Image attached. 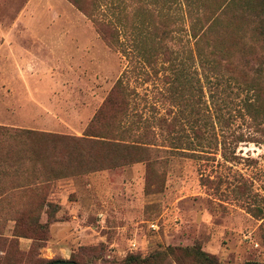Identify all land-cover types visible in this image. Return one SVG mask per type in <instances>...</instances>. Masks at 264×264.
Returning <instances> with one entry per match:
<instances>
[{
    "label": "rangeland",
    "instance_id": "374dc122",
    "mask_svg": "<svg viewBox=\"0 0 264 264\" xmlns=\"http://www.w3.org/2000/svg\"><path fill=\"white\" fill-rule=\"evenodd\" d=\"M100 3V17L120 27L118 49L68 0H0V124L71 138L111 131L122 118L135 133L150 132L142 141L151 144L131 156L93 136L71 146L69 157L44 137L0 135V264L54 258L123 264L130 254L195 243L223 264H264V135L239 112L246 92L234 80L227 86V71L221 85L227 92L212 102L207 76L216 77L196 54L188 6L173 11L170 41L156 31L163 22L170 29V0ZM176 67L204 87V94L196 89L194 106L208 116L209 134L227 137L235 160L198 145L187 153L172 146L178 141L170 121L183 119L182 104L170 101ZM120 77L127 115L115 119L109 111L90 132ZM182 121L187 133L179 146L188 147L197 140ZM240 135L257 142L237 144ZM202 176L213 182L205 185ZM155 264L177 262L169 256Z\"/></svg>",
    "mask_w": 264,
    "mask_h": 264
},
{
    "label": "trees",
    "instance_id": "16d2710c",
    "mask_svg": "<svg viewBox=\"0 0 264 264\" xmlns=\"http://www.w3.org/2000/svg\"><path fill=\"white\" fill-rule=\"evenodd\" d=\"M68 1L92 21L96 31L110 48L118 49L121 45L120 27L113 21L100 17V0ZM183 5L188 6L193 18L189 35L195 40L196 54L201 64L212 69L214 77H216V81H213L212 77L207 76V82L213 85L215 89L210 94L212 102L213 100L218 102V96L227 92V88H222L221 85L223 84V76L228 71L227 86L230 87V80H234L235 84L247 94L241 109L239 108V112L244 117H248L255 124V128L264 135V0H170V29L164 22L162 27L156 28L162 38L170 36V41L174 39L178 18L173 11L175 12ZM201 8H204L202 13L199 11ZM170 61L172 62L171 50ZM187 72L185 67L183 69L176 67L173 71L174 75H170V101L173 102V106H181L182 104L183 107H179L181 116L189 123L197 141L190 139L186 143L188 147L179 146V143L182 144L183 142L181 132L187 133V128L182 123L183 119L181 120L179 119L180 116L175 115L174 120L170 121V134H173L178 142L172 140V146L176 150L187 153L190 150L193 151V147L198 145L203 149L219 151L226 161L235 160L237 158L235 149L230 150L227 137L219 139L215 133L209 134L208 116L202 114L201 109L196 108L193 103L197 100L196 89L204 94V87L199 85L196 88L193 81L194 77ZM123 93H125V84L120 77L100 110L94 116L90 124V132L91 128H98L97 121L101 120L109 111H113L111 117L115 119L118 113L122 116L127 115L128 100H126ZM120 95H122V98H120ZM222 100L227 105L225 103L226 99ZM188 106H191V109H188ZM174 110L175 108H170V113H174ZM186 110H189L188 113ZM121 122L122 118L119 120L118 127L111 131H107L109 129L107 128L104 131H98L96 134L88 132L83 137L75 136L71 138L62 137L53 132H39L22 128L9 129L10 127L0 124V135L21 136L24 139H30L34 136L44 137L46 140H51L53 148L57 147L56 142H58V147L69 157H72L75 152V149H72L71 146L75 147V143L91 142L88 137L93 136L101 138L99 143L106 144L113 152H128L131 156H133V151L136 153L146 152L151 142L149 140L143 142L142 140H145L144 137L150 139V132L135 133L136 131L132 127L122 126ZM224 123L230 124L228 118L225 119ZM210 127L214 128V125L210 124ZM235 140L237 144L244 140L257 142L256 139H245L241 135L235 136ZM132 158L135 159L136 157ZM132 158L125 159L127 160L126 163L132 162L134 160ZM143 160L145 159L143 158ZM115 162L112 163L111 167L123 161ZM202 181L205 185L213 182L210 177L203 176ZM49 219L51 220V216H49ZM169 256L177 264H223L215 255L205 251L199 243L189 246L170 245L162 251L150 253L147 256L130 254L125 258L123 264H155ZM38 264L83 263L74 258H54ZM247 264L262 263L248 262Z\"/></svg>",
    "mask_w": 264,
    "mask_h": 264
}]
</instances>
